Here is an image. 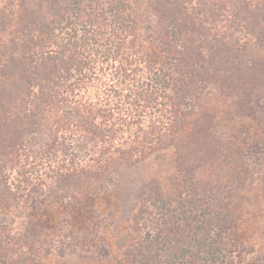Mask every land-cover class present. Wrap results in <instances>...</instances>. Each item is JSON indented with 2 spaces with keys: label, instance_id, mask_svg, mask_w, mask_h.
I'll return each instance as SVG.
<instances>
[{
  "label": "trees",
  "instance_id": "1",
  "mask_svg": "<svg viewBox=\"0 0 264 264\" xmlns=\"http://www.w3.org/2000/svg\"><path fill=\"white\" fill-rule=\"evenodd\" d=\"M262 83L264 0H0V264L49 251L43 226L4 234L20 199L114 188L139 165L155 169L135 204L118 192L139 237H120L112 264H236L264 155L212 104L231 97V129Z\"/></svg>",
  "mask_w": 264,
  "mask_h": 264
},
{
  "label": "rangeland",
  "instance_id": "2",
  "mask_svg": "<svg viewBox=\"0 0 264 264\" xmlns=\"http://www.w3.org/2000/svg\"><path fill=\"white\" fill-rule=\"evenodd\" d=\"M218 101V102H217ZM252 112L247 118H241L234 127H224L225 121L220 118L232 106L231 97L221 95L212 104V112L216 115L217 123L223 131L238 132L239 143L249 154V148L244 146V138L254 143L253 149L260 148L259 156L264 155V83L257 86L251 98ZM222 107V108H220ZM223 109V111H222ZM250 119V120H249ZM225 120V118H224ZM227 121V120H226ZM227 129V130H226ZM250 131H246V130ZM168 166H163L166 170ZM152 166H137L133 169H120V176L115 187L108 186H77L69 188H48L39 196H31L27 200L20 199L13 205L8 230L4 234H17L29 224L43 226L47 235L46 256L41 252L42 264H112L117 262L121 253L116 241L125 237L126 242L139 237V231L130 222L126 221L130 209L122 208L118 192L130 206L134 205L141 188L152 177ZM163 171L161 176H165ZM115 189V191H114ZM117 191V193H116ZM242 220L235 228L236 264H264V189L255 184L246 193ZM2 225L5 219L1 220ZM9 228H11L9 230ZM81 232L85 239L80 237L77 244L79 251L72 253L69 250L62 253V234ZM60 239V242L58 241ZM51 240V241H50ZM59 242V243H58ZM60 244V246H59ZM45 248V246H44Z\"/></svg>",
  "mask_w": 264,
  "mask_h": 264
}]
</instances>
